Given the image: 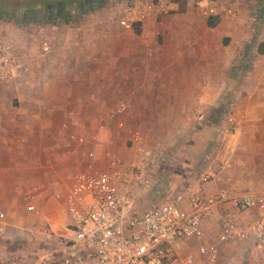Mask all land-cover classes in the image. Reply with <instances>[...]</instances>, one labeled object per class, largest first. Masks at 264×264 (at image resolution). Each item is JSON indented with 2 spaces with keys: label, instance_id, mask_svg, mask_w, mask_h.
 Returning a JSON list of instances; mask_svg holds the SVG:
<instances>
[{
  "label": "crops",
  "instance_id": "1",
  "mask_svg": "<svg viewBox=\"0 0 264 264\" xmlns=\"http://www.w3.org/2000/svg\"><path fill=\"white\" fill-rule=\"evenodd\" d=\"M209 1L170 2V12L146 22L139 34L108 15L85 16L84 25L71 27L72 20L45 18L42 23L65 24L58 30L41 27L49 44L46 51L42 42L37 44L38 28L34 30L38 8L26 12L31 38L26 39L25 49L19 48V35L9 36L29 71L16 81L0 82V94L11 92L7 102L0 96V264L20 259L15 244L21 236L26 234L27 240L36 236V226L16 223L22 214L19 200L55 197L69 176L89 169L90 160L82 159L80 149L60 144L55 136L64 131L67 118L138 115L161 120V133L186 129L177 144L171 143L173 160L174 154L181 159L170 168L175 182H182L179 189L189 185L206 197L225 189L229 195L253 198L242 212L230 201L216 204L212 215L201 220L205 239L221 229L224 219L247 230L264 221V50L257 47L264 40V25L257 30L251 12L254 2L261 0H215L237 10L236 17L219 20L205 14ZM209 19L217 23L209 26ZM70 56L73 63L68 62ZM47 87L82 91L70 102L68 90H57L58 96L50 102L53 107L46 108L37 90ZM113 101L118 104L108 107ZM228 103L233 105V121L228 120ZM119 104L125 110L114 115ZM197 106L204 107V115L195 129ZM147 125L156 131L155 123ZM134 129L143 134L139 128H129ZM209 153L223 168L217 178L202 181L213 168L203 165ZM144 206L136 204L138 209L129 208V214L141 213ZM223 241L221 251L232 253L224 257L228 264H264V233L250 231L245 239Z\"/></svg>",
  "mask_w": 264,
  "mask_h": 264
},
{
  "label": "built area",
  "instance_id": "2",
  "mask_svg": "<svg viewBox=\"0 0 264 264\" xmlns=\"http://www.w3.org/2000/svg\"><path fill=\"white\" fill-rule=\"evenodd\" d=\"M117 23L124 29L134 31L150 21L167 14L170 10L166 0H121ZM205 14L219 20L234 18L237 10L231 4L211 0L207 3ZM49 44L42 41V49ZM12 41L0 37V82L10 83L28 73V67L16 57ZM264 53V52H263ZM228 103V120L233 121ZM125 110L121 104L113 112L120 114ZM204 107L197 106L193 115V128L201 126ZM79 142L83 138L72 135ZM134 161L131 171L123 173L121 160L112 158L105 171L88 170L69 176L65 189L55 194L64 208L66 232L56 234L48 223L40 240L58 242L62 249L49 253L36 261V264H216L217 249L199 242L194 252L182 254L191 240H202L201 220L212 215V208L223 201H230L240 212L253 204L250 194L229 195L220 189L211 197L189 185L177 192H170L171 183L167 173L153 179V167L157 161L155 152L146 146L139 130L130 133ZM93 156L92 152L88 153ZM166 163L173 162L171 154L161 153ZM203 165L213 166L210 173L201 177L202 181L218 177L223 164L216 162L212 153L206 155ZM152 191L153 199L141 213L130 215L129 208L138 204L137 197ZM33 200V199H32ZM27 210L39 213L38 206L31 202ZM220 239L234 241L245 239L248 232L255 235L264 233V221L259 220L247 229L237 223L224 219L220 229ZM36 238L33 237V239ZM19 239L27 240L26 234ZM65 250V251H64ZM12 264H24L17 259Z\"/></svg>",
  "mask_w": 264,
  "mask_h": 264
},
{
  "label": "rangeland",
  "instance_id": "3",
  "mask_svg": "<svg viewBox=\"0 0 264 264\" xmlns=\"http://www.w3.org/2000/svg\"><path fill=\"white\" fill-rule=\"evenodd\" d=\"M0 0V37L6 38L14 43L12 38L9 35L14 34V38L19 35L20 37V49H25L26 47V39L31 38L29 36V30L31 29V24L27 22L26 12L30 10L32 7L38 8V15H34L35 22L38 24L34 26V30L38 28L39 32H37L36 39L37 44L39 45L44 39L43 30L41 27L45 29L48 25L52 26L55 30H58L59 27L65 26L64 22L58 26L52 23H42L47 19H53L55 16L61 20H72L70 27L73 25H80L81 23L84 25L87 18L85 16L91 15H108L113 20H117L118 12L122 6L121 0ZM168 3L170 2H184V0H166ZM253 1V0H252ZM258 1V0H256ZM84 2V5L79 8L80 3ZM254 2V1H253ZM256 5L251 8V12L256 22L257 30L260 29L261 26L264 25V0L260 2H254ZM46 4H50V9L47 10L49 15H46ZM30 12V11H29ZM170 12V11H169ZM46 13V14H45ZM33 16V15H32ZM44 18V19H43ZM46 31V29H45ZM132 32V31H131ZM45 34V33H44ZM39 35L42 36V40H39ZM28 42V41H27ZM15 45V43H14ZM259 50H264V40H262L257 45ZM16 49V45H15ZM16 52V51H15ZM16 57L18 59V55L16 53ZM69 63H73V57H69ZM19 60V59H18ZM21 61V60H20ZM22 62V61H21ZM24 63V62H23ZM87 76L90 75L89 71L85 72ZM111 73V72H110ZM105 74V72H104ZM110 79V78H109ZM57 90H67V100L72 102L73 99L80 97L82 88L81 87H47L37 90V93H40L39 97L44 99L46 102V108L50 105H54V103H50L54 100L53 97L58 96L56 93ZM43 92V94H42ZM68 93H71L70 95ZM27 94V93H26ZM3 102L9 101L11 97L10 91H4L3 94H0ZM117 98V97H116ZM78 99V98H77ZM118 104V102H109L108 107H114ZM74 105V103H73ZM119 104L118 106H120ZM28 106V104H27ZM74 109L71 106V109ZM89 112V108L87 107V113ZM79 111L76 110V114ZM107 115V114H106ZM104 116L102 118H98L96 120H91L89 118H67L64 119V126L62 128L64 131H58L57 136L59 138L58 142L64 146L69 145V148L77 147L81 151V156L88 157V159L92 163L93 171L103 172L106 170L109 161L112 158H119L122 164L123 173H128L131 171V165L134 161V152L131 147V139L130 133L133 132L129 130L133 128H139L143 134L142 139L146 146L151 148L157 157V161L153 167V179H156L159 176H163V173H167L168 182L171 183L170 192L174 193L179 189V186L182 182L177 183L173 179L170 168L176 165V160L181 161L179 157H176L172 163L161 159V153H169L173 154V145L171 143H175L179 140L178 138L184 137L186 133V129L183 132L179 133H166L159 132L164 125L161 120H144L143 118L138 117L136 115L133 118H116L115 116ZM122 121V122H121ZM175 121V120H174ZM151 123L152 125H157L156 131L151 129L147 123ZM181 124V120L176 121ZM103 125L105 127H103ZM148 130H147V129ZM150 129V130H149ZM136 130V129H134ZM75 135L77 137L83 138L82 146L78 145V140L72 137ZM172 145V146H171ZM93 152V156L89 157L88 153ZM173 155V156H174ZM87 171V170H86ZM173 186V188H172ZM65 189V185L61 186V191ZM152 191H147L143 193L141 196L137 197L135 200H138V204L140 203V207L148 201V204L152 201L150 197ZM20 209H22L21 216L17 217V222L20 226L29 225L36 226V238L33 240H20V242H16L15 246L20 253V258H23L24 264H36V261L46 256L49 253H55L57 250L62 249V246L58 242H45L40 240L41 234L43 232V228L47 226L48 223H51V228L54 230L56 234H63L66 232L65 223L66 217L64 215L63 203L61 200L56 199L54 196L48 198H37V199H20ZM34 202L38 208L39 213L34 214L31 211L27 210V206ZM147 204H145V208ZM135 209L136 205L134 204ZM144 208V209H145ZM48 216V217H47ZM19 219V220H18ZM205 236V234L203 233ZM203 236L202 240H191L189 246L181 251L182 254H185L189 251L194 252L196 245L199 242H204L208 246H213L217 249V262L216 264H228L227 259L224 258L228 254L225 251V248L221 251V245L224 244V241L220 239V230L215 232H209V237L205 239ZM235 241V240H234ZM65 251V250H64ZM225 252V253H224ZM223 253L224 255H222Z\"/></svg>",
  "mask_w": 264,
  "mask_h": 264
},
{
  "label": "trees",
  "instance_id": "4",
  "mask_svg": "<svg viewBox=\"0 0 264 264\" xmlns=\"http://www.w3.org/2000/svg\"><path fill=\"white\" fill-rule=\"evenodd\" d=\"M84 2H86V0H85ZM84 2H81V3H80L79 8H81V6L84 5ZM86 3H88V2H86ZM49 9H50V4H46V10H45V11L47 12V10H49ZM55 17H56V16H55ZM216 23H217V21H215V20H212V19H211V20H210V19L208 20V24H209V26H213V25H215ZM140 31H141L140 27H137V26H136V27L134 28V32H135V33L139 34Z\"/></svg>",
  "mask_w": 264,
  "mask_h": 264
}]
</instances>
